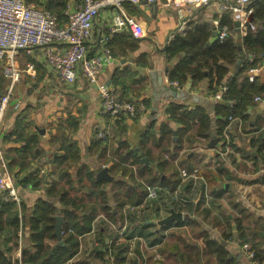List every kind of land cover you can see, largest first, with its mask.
Here are the masks:
<instances>
[{"label":"crops","instance_id":"obj_1","mask_svg":"<svg viewBox=\"0 0 264 264\" xmlns=\"http://www.w3.org/2000/svg\"><path fill=\"white\" fill-rule=\"evenodd\" d=\"M62 1L66 3L67 9L77 6L82 0ZM35 2L42 6L48 0H33L31 3L36 5ZM249 6L255 8L264 6V0H251ZM124 10L143 25L146 36L140 40L139 48L136 51L128 52L123 56H114L104 69L99 81L108 85L114 93L116 91L122 92V88L126 92V96L137 107L139 106L141 111L136 119L133 120L132 118L125 121V131L121 137L113 140L111 149L117 148L120 141H125L130 147L135 146L153 118L156 122L155 131L157 133L160 124L164 121L171 129L176 130L177 124L170 121L165 114L169 102L188 105L190 108L199 105L191 99L167 98L164 86L170 88L171 86L169 85L168 74L164 75L163 73L169 72L178 61V57L167 62L164 50L174 37L184 35L192 25L200 24L204 28L207 26L210 31L208 42L212 43L216 41V31L225 17H229L234 23L238 21L240 23L239 29L237 30L235 25L234 29L239 37L244 36L246 32L242 30V27L247 25L246 20L250 15L246 13L245 15V10H239V12L225 11L221 0H214L205 6H192L190 9L183 6L175 7L171 4V0H160L153 4L141 2L138 5L125 3ZM108 15L109 11L104 9L96 19L94 39L88 45L90 53L98 50L96 48H99L100 38L105 31H108L105 26ZM251 23L255 27L260 24L254 18ZM113 35L114 38L126 37V35L133 37L128 32ZM26 55L38 64V69H35L34 77L23 73L18 82L20 85H17L18 89L13 97L11 109L4 116L0 127V153L7 163L12 154L10 149H19L20 142L12 141L14 137L7 140L3 136L13 131L17 115L26 117L30 123L29 134H35L39 137V147L43 153L40 157L30 158L29 166L20 172L18 177L21 179L28 174H36L46 182L45 186L40 189L28 187L22 189L15 186L20 197V203L30 213L36 200L40 197L44 199L45 190L51 181L58 178L59 168L51 161L57 148L51 145L53 144L51 141L54 137L60 140L71 136L70 132L74 128H67L66 120L69 116L75 117L78 122L76 132L71 136V139L77 146L79 157L76 163L71 164V175L74 177L80 166H87L94 171L96 180L97 174L102 169L107 171L111 181L121 176L119 174L117 177L111 176L109 173L114 161L112 157L100 156L99 151L95 153L91 151L94 141L99 138L97 133L104 131L107 134L109 130L112 131L113 129L112 123L110 124L101 114L100 101L95 89L89 87L84 78H80L74 86L65 88L59 84L56 77L48 75V71L43 66L42 50L37 49L31 55ZM262 57L264 55L260 56L258 64L252 67L257 69L254 83L261 88V100L257 101L255 100L256 97L253 96L245 108V118H238L236 121L227 123L223 134L224 139L225 137L228 138L230 148L225 150V155L222 157L219 155L222 142L219 137H214V135L207 141L197 139L193 145L179 151L176 162L184 158L185 164H193L196 177H181L182 180L177 189L171 193L172 196L168 195L167 191L157 189L156 198H149L146 195L141 205L126 206L125 215L129 212L130 207H133L137 214L143 213V219L136 221L134 225H126L125 217L124 223L120 226V223L117 222L118 213H114L111 219L102 218V224L98 229L101 228L100 232L104 233L100 236L99 233L95 232L96 223L101 218L98 217L93 224L94 230L80 238L78 253L66 264H102L100 256H97L99 254L97 251L98 243L95 245V241L101 237L107 238L113 232L115 225L118 228L125 227L126 231L129 229L128 235H126L127 237L131 235L128 240L125 238L126 241L120 244L123 246V252L121 254L122 262L119 264H178V260H181V254L186 257L190 255V252L192 253L190 251L192 246L198 249L200 255L197 264H217L215 257L205 252L206 241L202 233H208L209 238L219 239V229L223 225L225 226V235L230 234L231 237L226 244L227 248L235 256L238 264H257L247 257V254L237 246L234 239L237 235L235 219H239L241 226L246 227V230L258 228L259 223L264 224V159L259 154V141L264 142V61L261 60ZM26 63V58L20 52L16 56V65L24 69ZM124 68H128L134 73L131 82L125 81L132 87L130 90L125 89V87L120 88L112 83V76L115 71H122ZM150 71L161 73L163 80V88L160 91L163 97L159 101L155 115L152 113L155 91L152 88ZM236 71L235 66H230L224 79L228 80L235 75ZM245 75L248 76V72ZM137 79L143 80L140 84L144 85V88L140 89L137 84H133L137 83ZM188 82L190 83V80L187 81L182 90L172 88L184 92L187 99V96L199 95L202 87H206V82H202L198 87L191 90ZM19 89H21L20 92ZM203 97L213 101L210 100L212 97L208 96L207 91H203ZM212 139H217V142L211 146L210 141ZM174 144L175 142L172 145L174 146ZM152 151L154 155L158 153L157 149ZM169 152L170 155L173 154L172 146L169 148ZM183 154L185 157L182 156ZM144 162L149 164L147 159ZM17 170L18 168H15L14 172ZM170 172L164 175L166 179ZM125 179L127 178L125 177ZM111 181L107 182L110 183ZM81 191V188L78 189V193ZM222 206L225 207V212H221ZM199 210H203L205 214L199 222H195L193 215ZM173 212L181 213L182 220L160 224ZM212 216H215L216 223L208 221ZM207 221L210 229L204 225ZM154 227L155 230L150 231V228ZM194 227H199L200 233L195 235L194 243H185L183 239L179 238V240L172 242L173 246L168 249L169 251L164 248L167 231L184 228L194 229ZM109 228L110 230H108ZM28 235L26 226L20 232L17 248H14L10 254L13 261L20 259L21 249L27 244ZM186 241L189 240L186 239ZM57 244L56 246H58ZM116 244L118 243L116 242ZM154 250L157 254L153 252ZM148 253L150 254L148 255ZM106 264H114V262L109 260V263ZM261 264H264V261Z\"/></svg>","mask_w":264,"mask_h":264},{"label":"trees","instance_id":"obj_2","mask_svg":"<svg viewBox=\"0 0 264 264\" xmlns=\"http://www.w3.org/2000/svg\"><path fill=\"white\" fill-rule=\"evenodd\" d=\"M26 1L33 4L31 3L33 0ZM33 6L55 14L59 22L65 20L63 13L67 6L62 0H48L42 6L37 3ZM250 8L253 18L260 24L253 31L247 28L244 36L239 37L234 29V22L229 17H225L221 26H227L229 34L221 43L218 41L209 43L210 31L207 26L204 28L200 24L192 25L184 35L176 36L169 42L164 50L165 60L169 62L178 57L175 65L169 72L166 71L169 82H177L183 88L190 80L188 84L191 90L200 83L206 82L205 91L212 97L210 100H213L222 85L227 87V91L221 101L210 105V109L202 105L190 108L188 105L169 102L165 114L170 121L177 124V129H171L164 121L160 124L157 133L156 122L152 120L133 147L125 141H120L117 148L111 149L113 140L124 133V123L127 119L120 117L115 120L112 131L109 130L110 133L108 132L104 139H96L91 151L92 153L99 151L100 156L112 157L114 161L109 173L111 176L117 177L119 174L121 177L114 178L110 183L104 180L97 181L94 171L87 166H80L76 175L74 177L71 175V164L76 163L79 157L77 146L71 139L76 132L78 122L75 117H68L67 128H74L70 132L71 136L60 139L61 141L54 137L51 141L53 143L51 145L57 148L51 161L59 168V175L45 190L44 199L38 198L32 211L28 213L22 203L17 205L5 201L0 194V264H66L78 253L80 238L94 230L93 224L98 217L111 219L114 213H118L117 222L121 226L126 217L125 207L141 205L147 195V187L168 193L174 192L182 180L181 170L192 174L195 169L193 164H185L184 158L176 162L179 151L193 145L197 139L207 141L212 135L224 142L223 133L229 118L244 119L245 108L253 96L260 97L261 88L254 83L255 81L249 82L245 73L257 65L260 56L264 55V6ZM113 36L109 37L106 46L113 57L126 55L139 48L141 39L127 35L115 38ZM22 53L26 62L33 63L37 70L38 64L30 59L26 52L22 51ZM230 66H235L237 71L234 76L225 80ZM133 77L134 73L124 68L122 71H115L112 83L130 90L132 87L125 81L131 82ZM140 82L143 80L137 79V83L133 84H137L140 89L144 88ZM121 90L122 92L115 93L118 99L133 102L122 88ZM137 116L138 114L133 120ZM104 117L109 120L108 117ZM14 124L13 131L3 136L7 140L14 137L12 141L20 142L19 149H10L12 154L6 163L8 172L17 188L40 189L46 182L36 174H28L21 179L18 177L19 173L29 166L30 158L40 157L43 153L39 147V137L29 134L30 123L26 117L17 115ZM173 142H175L174 146ZM171 146L172 155L169 152ZM153 149L158 150L156 155L153 154ZM259 154L264 159L263 141H259ZM182 156L185 157V154ZM144 158L149 164L143 161ZM15 168H18L16 172H14ZM167 172H170V175L166 179L164 175ZM80 188L82 191L78 193ZM140 214L143 217V213ZM57 216L62 218L60 237L55 232ZM136 218V214L128 217L133 222L132 225L136 223ZM235 222L237 238L242 241L241 244L245 242L252 244L254 256L252 261L261 264L264 261V224L259 223L258 228L246 230V227L241 226L239 219H235ZM26 226L29 232L27 244L21 249L20 259L13 261L10 254L14 248H17L20 232ZM100 231L101 228H97L95 232L101 236L104 232ZM128 231L129 229L127 231L125 229L123 234L127 240L131 236L127 237ZM113 235L114 231L107 238L101 237L95 241V245L98 243L97 256H100L102 264L109 263V260L114 264L122 262L123 246L120 243L116 244L118 233L115 237ZM203 235L206 241L205 252L212 254L217 264H238L226 245L231 239L230 234H226L221 240L209 238L206 232H203ZM59 240L62 241L60 245L57 244ZM190 251L192 253L190 252L186 257L180 255L181 260H178L180 261L178 264L199 262L198 249L192 246Z\"/></svg>","mask_w":264,"mask_h":264},{"label":"built area","instance_id":"obj_3","mask_svg":"<svg viewBox=\"0 0 264 264\" xmlns=\"http://www.w3.org/2000/svg\"><path fill=\"white\" fill-rule=\"evenodd\" d=\"M160 0H82L77 6L67 8L64 11L65 20L59 22L56 15L29 4L26 0H0V65L2 73L10 82V88L14 87L20 80L23 73L34 77L35 66L33 63H26L24 69L16 65V56L24 51L31 55L37 49L42 50L43 64L48 71V75L56 77L59 84L65 88L74 86L80 78H84L89 87L95 89L100 101V111L103 116L109 118L108 122H113L120 117L132 119L141 108L133 102L121 101L115 93L103 82L99 81L104 69L113 59L109 49L106 47L109 37L115 33L128 32L134 38L142 39L146 36L143 25L128 15L124 10L125 3L138 5L141 2L146 4L157 3ZM214 0H171L175 7L192 6L200 7L211 3ZM225 11L251 14L249 6L251 0H221ZM108 10L109 15L105 21L107 27L105 33L100 38V45L94 53L89 52V43L94 39V28L96 19L103 10ZM245 14V15H246ZM247 25L242 27L254 30L255 26L246 20ZM227 26H220L216 31V41L223 42L228 36ZM264 61V57L261 59ZM257 69L251 68L248 71V81L255 80ZM173 88L182 90L177 82H169ZM11 91V89H10ZM227 87L222 85L213 100L220 101L226 93ZM9 94L0 100V127L3 121L5 110L9 100ZM255 100H261L256 97ZM264 102V101H263ZM229 123L236 121L229 118ZM99 138L106 136L104 131L97 133ZM223 147L219 155H225V150H229L230 144L225 137L222 142ZM182 178L196 177V171L187 174L181 170ZM0 194L5 201L20 203L17 188L12 182L8 172L6 162L0 153ZM157 189L147 187V196L156 198ZM132 209H134L132 207ZM124 229L118 233L117 243L126 241ZM237 244V243H236ZM242 250L252 261L253 252L248 245H243Z\"/></svg>","mask_w":264,"mask_h":264},{"label":"rangeland","instance_id":"obj_4","mask_svg":"<svg viewBox=\"0 0 264 264\" xmlns=\"http://www.w3.org/2000/svg\"><path fill=\"white\" fill-rule=\"evenodd\" d=\"M17 85H20V83H17L14 87L10 88V82L8 81L7 78L4 77V75L2 73V65H0V100L3 97H6L7 96V93L9 94V92H10V95H9L10 97H9V100H8V104H7V107H6L4 116L11 109V104L13 103L12 102L13 97L16 94V91L18 89L17 88ZM10 89H11V91H10ZM20 90L21 89H19V92H20ZM138 108H139V106H138ZM137 114H138V112H137ZM103 139H104V137H103ZM216 167H218V166H216ZM168 195H171L172 196V194L170 192H169ZM221 209H222L221 212H225V207L224 206H222ZM133 214H136L137 215L136 221L138 219L141 220V218L143 219V217H141L142 216L141 214H137L136 210L135 209H132V207H130L129 208V212L126 213V220H127L126 221V225H128V224L131 225V223H133L130 219H128L129 215H133ZM204 214H205V212L203 210H199L198 213L194 214L193 215V218L195 219V222H197V221L199 222V220L202 219V216ZM223 214H225V213H223ZM101 221H103L102 217L100 219H98V221L96 223V226H95V231L100 226V224H102ZM208 221H210V222L213 221L214 223L217 222L215 216L210 217ZM208 221L205 222L204 225H205V227H207V229H210V228H208V227H210V225L208 224ZM224 223H225V221H224ZM124 228L125 227H122V228L118 229V226L115 225L114 226V229H113V231H114V235L113 236L115 237L117 235V233H119L120 230H122ZM198 228L194 227L195 230L194 229H189V228L188 229L187 228H184V229H181V230H175L174 229V230L167 231L166 232V238H165L166 239V244L164 245V248L167 249V251H169L168 249L173 246L172 242H175V241L179 240V238L183 239L185 241V243H189V244L194 243L195 235L196 234H200L199 231H198ZM108 230H110V228ZM153 230H155V227L154 228H150V231H153ZM124 233H125V230H124ZM219 234H220L219 240H221L223 238V236H225V226L224 225H223V227L220 226ZM186 239L189 240V241L187 242ZM234 242H236L237 243V246L240 247L241 249H242V246L243 245H248V247L251 248V251L253 249L252 248V244L250 242H245L244 244H241L242 241L237 238V235L235 236ZM120 244H123V243H120ZM180 245L182 246L183 244H180ZM153 252L155 254H157L156 250H154ZM149 254L150 253H148V255ZM179 262H177V263H179ZM139 264H141V263H139Z\"/></svg>","mask_w":264,"mask_h":264},{"label":"water","instance_id":"obj_5","mask_svg":"<svg viewBox=\"0 0 264 264\" xmlns=\"http://www.w3.org/2000/svg\"><path fill=\"white\" fill-rule=\"evenodd\" d=\"M252 20H253V16H252V13H251L249 15V17H248V21L251 23ZM239 24L240 23L238 21H236L234 23V25L237 28V30L239 29ZM238 49H239V51L241 50V46L240 45L238 46ZM163 74L165 75L166 72L163 73ZM149 76L151 78L152 88L155 91V93H154V103H153V107H152V113L155 115L156 112H157L159 101L163 97L160 94V91L163 88V85H162L163 80H162V74L159 73L158 71H150L149 72ZM164 89L167 92V98L171 97V98H176V99H180V100H190L191 99L193 102H195V103H197L199 105H202L204 107H207V108H209L212 103L216 102L215 100L209 101V100H207L206 98L203 97V91H205V87H202V91H201V93H199V95H193L191 97L187 96V99H186V97L184 95L185 94L184 92H180L179 90H175L172 87L170 88V87H166V86H164ZM186 89H188V87H186ZM210 113H211L212 124H213V116H212V111L211 110H210ZM152 120H154V118ZM212 128H213V125H212ZM216 142H217V139H212L210 141V145L212 146ZM144 161H146V159H144ZM96 178H97V180L111 181V178L109 177V175L107 174V171L105 169H102L97 174ZM182 217L183 216H182L181 213L173 212V213H171V215L169 217H167L166 219L161 221L160 224L167 223V222L173 221V220L180 221V220H182ZM55 219H56L55 232L58 235V237H60V235H61L62 218L60 216H57V217H55ZM60 244H62L61 240L58 241V245H60Z\"/></svg>","mask_w":264,"mask_h":264}]
</instances>
